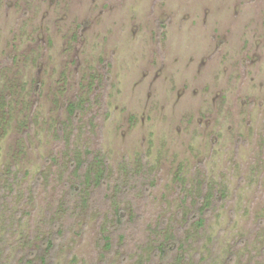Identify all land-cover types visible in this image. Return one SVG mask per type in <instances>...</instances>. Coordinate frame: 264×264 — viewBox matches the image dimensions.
<instances>
[{"label":"rangeland","instance_id":"rangeland-1","mask_svg":"<svg viewBox=\"0 0 264 264\" xmlns=\"http://www.w3.org/2000/svg\"><path fill=\"white\" fill-rule=\"evenodd\" d=\"M0 264H264V0H0Z\"/></svg>","mask_w":264,"mask_h":264},{"label":"trees","instance_id":"trees-1","mask_svg":"<svg viewBox=\"0 0 264 264\" xmlns=\"http://www.w3.org/2000/svg\"><path fill=\"white\" fill-rule=\"evenodd\" d=\"M68 109H69V112H70L71 116H73V118L75 119L76 116L80 113V104L79 105L76 104V103L72 104V105L69 106ZM58 129H60V128H58ZM78 166H79V164H78ZM208 205H209V201L208 202L206 201L205 208H202L201 210H199V213L195 214L197 217H199V221L197 222V227H202L203 222H204V217L203 216L205 215L204 212L206 211V208H207ZM118 217L121 218V216H118ZM104 239H105V242H106L105 243V247H106V249H109L110 248L109 238L106 236V237H104ZM44 244L48 248H51V247H53V240L52 239H47V242L44 243ZM27 245H28V243H27ZM170 247H171L170 244H167L165 246L164 245L163 246H159V247H157V249H158L157 251L165 258V257L169 256V251H170L169 248Z\"/></svg>","mask_w":264,"mask_h":264}]
</instances>
